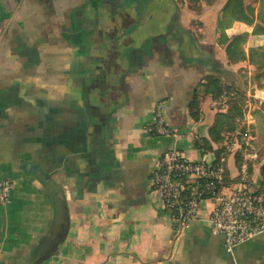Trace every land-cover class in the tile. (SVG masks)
Listing matches in <instances>:
<instances>
[{
	"label": "crops",
	"instance_id": "obj_1",
	"mask_svg": "<svg viewBox=\"0 0 264 264\" xmlns=\"http://www.w3.org/2000/svg\"><path fill=\"white\" fill-rule=\"evenodd\" d=\"M158 103L170 135L147 131ZM262 130L264 0H0V264H264V232L228 250L206 207L178 232L149 187L169 147L237 181L244 140L261 182Z\"/></svg>",
	"mask_w": 264,
	"mask_h": 264
},
{
	"label": "built area",
	"instance_id": "obj_2",
	"mask_svg": "<svg viewBox=\"0 0 264 264\" xmlns=\"http://www.w3.org/2000/svg\"><path fill=\"white\" fill-rule=\"evenodd\" d=\"M147 131L152 135L172 133L161 103L155 106L154 122ZM243 147L237 181L226 177L225 156L194 159L177 147H169L157 156L150 170L149 187L162 202L176 231L199 218L206 207L210 232L222 236L228 250L264 232V180L257 182L249 177L248 161L258 156L250 153L248 140L243 141ZM12 187L11 180L0 179V203L9 200Z\"/></svg>",
	"mask_w": 264,
	"mask_h": 264
},
{
	"label": "trees",
	"instance_id": "obj_3",
	"mask_svg": "<svg viewBox=\"0 0 264 264\" xmlns=\"http://www.w3.org/2000/svg\"><path fill=\"white\" fill-rule=\"evenodd\" d=\"M253 13V9H250V14ZM246 19V21H251L250 19L244 18ZM236 40H240V37L235 38ZM234 39V40H235ZM203 86V90L205 93H210L213 97H217L221 92H223V87L221 86L220 82L218 79L216 78H209L207 80V82L205 84L202 85ZM236 95L231 97V101H232V107H231V111L228 115H224V114H219L218 117H216L215 123L212 125V127L210 128V137L213 140H219L221 138L220 136V132L223 130V123L225 122V120L228 122L227 126H231V120H233V118L235 117V115H239L240 114V109L237 106V102H236ZM196 96L193 98V100L191 101V105H190V115L192 116V118L194 120H198L199 119V109H198V101H195ZM225 124V123H224ZM194 143L196 145V147L198 149H201L202 151H206L208 147H210V143L209 140H207L206 138H202L200 137L199 139H195ZM59 240H53L52 241V237L49 238V242L47 244L48 250L49 251H53L57 245L59 244Z\"/></svg>",
	"mask_w": 264,
	"mask_h": 264
},
{
	"label": "water",
	"instance_id": "obj_4",
	"mask_svg": "<svg viewBox=\"0 0 264 264\" xmlns=\"http://www.w3.org/2000/svg\"><path fill=\"white\" fill-rule=\"evenodd\" d=\"M53 186H54V185H53ZM53 186H52V185H50V186H49V188L51 189V188H53ZM54 187H56V186H54ZM60 193H61V192H60ZM60 197H62V198H63V196H62V195H60ZM56 220H57V219H56ZM56 220H55V222H56ZM58 226H59V222H58V224H55V223H54V227H55L54 229H55V230H56V229H59V227H58ZM50 238H51V237H50ZM45 242H46V241H45Z\"/></svg>",
	"mask_w": 264,
	"mask_h": 264
},
{
	"label": "rangeland",
	"instance_id": "obj_5",
	"mask_svg": "<svg viewBox=\"0 0 264 264\" xmlns=\"http://www.w3.org/2000/svg\"><path fill=\"white\" fill-rule=\"evenodd\" d=\"M170 2V1H169ZM172 3V2H171ZM261 132V134H263L264 135V132H263V130L262 131H260Z\"/></svg>",
	"mask_w": 264,
	"mask_h": 264
}]
</instances>
